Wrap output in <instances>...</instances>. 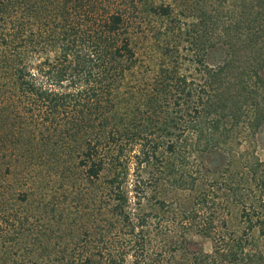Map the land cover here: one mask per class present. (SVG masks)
<instances>
[{"label": "rangeland", "instance_id": "rangeland-1", "mask_svg": "<svg viewBox=\"0 0 264 264\" xmlns=\"http://www.w3.org/2000/svg\"><path fill=\"white\" fill-rule=\"evenodd\" d=\"M235 1L102 0L100 12L119 8L129 14L118 40L128 37L135 52L122 61L126 69L103 117L69 126L68 133L41 135L30 120L0 107V264H106L127 228L114 212L117 201L108 183L116 172L125 176L128 210L133 217L151 214L152 234L161 228L158 240L200 222L202 214L194 208L202 190L217 194L216 202L224 200L226 218L236 217L230 187H255L247 166L264 161V111L253 123L244 96L235 97L239 78L228 76L222 92L242 107L240 119H222L213 134L185 132L202 99L214 94L205 63L215 66L236 43L225 30ZM27 3V11L40 9L38 22L56 8L46 0ZM162 5L170 13H156ZM216 11L222 17L211 18ZM211 116L207 122L219 115ZM210 138L214 143L207 147ZM96 149L94 160L108 162L98 178L82 162ZM193 183L197 187L190 190ZM138 186L146 193L138 196ZM262 232H252L257 239L252 243L264 250ZM194 239L213 251L210 237Z\"/></svg>", "mask_w": 264, "mask_h": 264}, {"label": "trees", "instance_id": "trees-1", "mask_svg": "<svg viewBox=\"0 0 264 264\" xmlns=\"http://www.w3.org/2000/svg\"><path fill=\"white\" fill-rule=\"evenodd\" d=\"M28 1L0 0V107L12 108L10 113L24 122L30 120V125L40 127L41 135L68 133L69 126L75 128L78 123L85 125L103 117L126 69L122 61L135 57L129 38L118 40L129 14L119 8L100 12L102 0H46L56 8L44 22H38L40 9L34 6V12L27 11ZM232 6L225 30L236 43L228 45L230 51L215 66L205 63V73L211 78L207 84L214 94L202 99V107L196 108V115L187 124V133L213 134L220 129L222 119H240L242 107L222 92L228 76L239 78L240 91L235 97L244 96L242 103L250 105L253 123L264 111V0H236ZM156 13L170 12L162 5ZM222 14L216 11L211 18ZM237 16L245 22L241 24ZM44 54L47 56L41 60ZM213 114L218 118L207 122ZM204 143L210 147L214 138ZM85 155L82 162L89 165L88 175L98 178L106 168V158L94 160L99 155L97 149ZM247 167L255 187L232 186L229 191L236 217L226 218L224 200L216 202L217 194L202 190L194 208L202 214L200 222H191V231L178 235L176 230L164 241L155 238L161 228L153 234L150 231L151 214L132 216L122 185L125 176L114 173L108 180L117 201L114 212L127 228L120 234L115 252H108L106 264H168L176 258L180 259L178 264L264 262V250L252 243L257 240L252 232L264 229V161H253ZM196 187L193 183L189 189ZM145 189L138 186L137 195L145 194ZM209 209L212 211L206 214ZM230 212L227 215H232ZM181 217L187 220L186 215ZM195 235L210 237L213 251L207 252Z\"/></svg>", "mask_w": 264, "mask_h": 264}]
</instances>
